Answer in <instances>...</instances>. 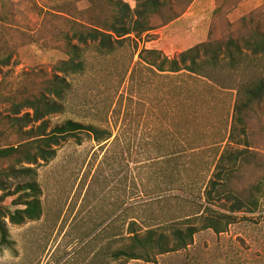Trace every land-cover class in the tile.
Returning <instances> with one entry per match:
<instances>
[{
	"label": "rangeland",
	"instance_id": "1",
	"mask_svg": "<svg viewBox=\"0 0 264 264\" xmlns=\"http://www.w3.org/2000/svg\"><path fill=\"white\" fill-rule=\"evenodd\" d=\"M122 1L136 6L133 0ZM221 3L194 0L163 28L112 38L108 54L97 53V44L81 48L85 72L68 77L72 89L65 110L45 120L48 132L66 121L92 130L53 147L49 162L28 166L32 177L9 181L2 205L10 212L23 209L14 202L21 195L15 183L34 180L41 215L21 224L4 219L10 246L0 244V264H264V184L240 209L226 197L204 200L222 151L244 149L239 138H229L235 89L243 76L264 72V57L245 51L235 66L222 61L212 86L185 71L158 77L147 64L205 42L212 13ZM258 8L264 9V0H240L226 17L234 22ZM20 13L21 22L32 26L36 21ZM221 36L216 29L215 37ZM66 59L37 43L19 48L14 64L4 71L12 78L31 71L49 75L53 64ZM139 59L146 63L137 65ZM256 135L245 152L255 153L264 165V134ZM237 174L235 193L264 179V167ZM177 230L183 236L192 232L185 248L177 249ZM133 236L148 243L143 256L148 261L119 253L134 245Z\"/></svg>",
	"mask_w": 264,
	"mask_h": 264
},
{
	"label": "trees",
	"instance_id": "2",
	"mask_svg": "<svg viewBox=\"0 0 264 264\" xmlns=\"http://www.w3.org/2000/svg\"><path fill=\"white\" fill-rule=\"evenodd\" d=\"M133 1L136 2L134 9L122 0H60L56 3L0 0V192L4 193L0 196L1 245L10 246L4 220L6 217L12 224H21L26 220L38 219L41 215L40 189L33 179L15 183V190L21 195L14 202L23 209L10 212L2 205L4 196H8L9 181L32 177L33 170L28 166L38 161L49 162L55 156L53 147L83 130H92L79 122L66 121L48 132L45 120L65 110L72 89L68 77L85 72L87 62L81 56V48L97 44V53L108 54L113 50L112 38L119 41L131 34L140 36L163 28L180 18L194 0ZM221 1L212 13L214 20L207 40L179 53L175 58L163 57L161 63L155 60L147 63L155 75L169 78L168 74H183L182 71H185L187 75L197 76L204 84L212 86L216 82L213 75L219 73L216 71L222 68L219 67L222 61L235 66L236 57L242 56L245 51L264 57V9H255L230 22L226 15L240 0ZM13 4H16L18 11ZM21 11L36 18L32 26L21 22L22 19L18 17ZM216 29L222 31L221 37H215ZM37 43L65 54L67 59L53 64L49 75L42 71H31L12 78L4 71L14 64L19 48ZM150 54L161 58L160 52L151 51ZM143 62L139 59L137 65ZM133 80L134 70L129 76L130 83ZM235 91L237 99L229 138H239L241 141L238 142L244 149L233 153L226 149L222 151L204 191V200L212 203L226 197L235 200L239 205L237 209H240V206L252 202L251 192L264 184L262 179L244 191L234 189L238 191L233 192L234 187L240 186L237 173L241 169L264 167L256 159L255 153L246 154L247 149L252 148L250 142L255 135L264 134V72H250L243 76ZM2 112L5 114L2 115ZM173 184L169 183L175 186ZM191 233L189 230V234L183 236L178 230L175 231L180 241L177 249L187 246L186 239L191 240ZM132 240L134 245L119 253L129 260L148 261V257H143L147 254L145 249L148 243L137 241L136 236Z\"/></svg>",
	"mask_w": 264,
	"mask_h": 264
}]
</instances>
